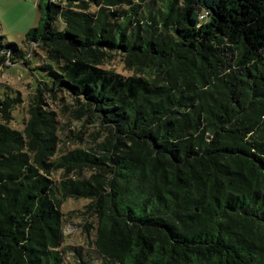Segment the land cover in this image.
<instances>
[{
  "label": "trees",
  "instance_id": "trees-1",
  "mask_svg": "<svg viewBox=\"0 0 264 264\" xmlns=\"http://www.w3.org/2000/svg\"><path fill=\"white\" fill-rule=\"evenodd\" d=\"M38 9L0 39L34 82L0 97V264H264V0Z\"/></svg>",
  "mask_w": 264,
  "mask_h": 264
},
{
  "label": "rangeland",
  "instance_id": "rangeland-1",
  "mask_svg": "<svg viewBox=\"0 0 264 264\" xmlns=\"http://www.w3.org/2000/svg\"><path fill=\"white\" fill-rule=\"evenodd\" d=\"M39 0H0V39L3 42L16 43L22 45L25 33L39 20ZM32 65L39 61L36 54L31 56ZM22 67H9L5 62L0 63V97L6 92L14 94L19 90L23 97L29 93L34 82L29 73L21 69ZM120 68V66H116ZM34 74H40L34 69ZM50 105V104H49ZM69 203V202H68ZM81 200L70 202V208H77L82 205ZM70 241H74L73 237ZM72 261V258L68 260Z\"/></svg>",
  "mask_w": 264,
  "mask_h": 264
}]
</instances>
